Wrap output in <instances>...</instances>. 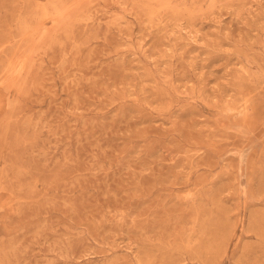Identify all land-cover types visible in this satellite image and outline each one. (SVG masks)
Instances as JSON below:
<instances>
[{
	"label": "rangeland",
	"instance_id": "374dc122",
	"mask_svg": "<svg viewBox=\"0 0 264 264\" xmlns=\"http://www.w3.org/2000/svg\"><path fill=\"white\" fill-rule=\"evenodd\" d=\"M0 264H264V0H0Z\"/></svg>",
	"mask_w": 264,
	"mask_h": 264
},
{
	"label": "bare ground",
	"instance_id": "6f19581e",
	"mask_svg": "<svg viewBox=\"0 0 264 264\" xmlns=\"http://www.w3.org/2000/svg\"><path fill=\"white\" fill-rule=\"evenodd\" d=\"M52 1V0H51ZM146 6V5H145ZM214 6V5H213ZM233 7V6H232ZM55 9V8H54ZM179 10V9H178ZM55 11V10H54ZM60 11V10H59ZM56 13V12H55ZM152 13V12H151ZM51 14V13H50ZM57 15V14H56ZM22 18V17H21ZM118 19V18H117ZM25 22V21H24ZM151 23V22H150ZM25 24V23H24ZM21 25V24H20ZM146 25V24H145ZM197 29V28H196ZM69 33V32H68ZM69 37V36H68ZM178 37V36H177ZM22 59V58H21ZM22 60H20V62H21ZM16 63H19L18 61H16ZM15 63V64H16ZM19 64H22V62L21 63H19ZM16 66V65H15ZM23 65L21 66V67H19L18 69H17V71H16V73H14L15 74V76H19V75H21V73H22V71H23ZM14 69V68H13ZM16 70V69H15ZM13 74V73H12ZM25 74H26V72H25ZM14 77V76H13ZM16 78V77H15ZM25 82V81H24ZM18 83H20V82H18ZM8 101V100H7ZM236 110V109H235ZM15 179V178H14ZM19 180V179H18ZM22 184V183H21ZM178 242V241H177ZM188 244V243H187Z\"/></svg>",
	"mask_w": 264,
	"mask_h": 264
}]
</instances>
